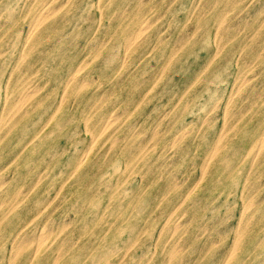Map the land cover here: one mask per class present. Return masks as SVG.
Wrapping results in <instances>:
<instances>
[{"label": "rangeland", "instance_id": "obj_1", "mask_svg": "<svg viewBox=\"0 0 264 264\" xmlns=\"http://www.w3.org/2000/svg\"><path fill=\"white\" fill-rule=\"evenodd\" d=\"M29 1L0 0V118L33 93L0 127V264H264V0H58L34 49Z\"/></svg>", "mask_w": 264, "mask_h": 264}, {"label": "bare ground", "instance_id": "obj_2", "mask_svg": "<svg viewBox=\"0 0 264 264\" xmlns=\"http://www.w3.org/2000/svg\"><path fill=\"white\" fill-rule=\"evenodd\" d=\"M29 1V0H28ZM34 1V0H33ZM58 0H43L42 2H40L36 7H35V10H34V13H33V15H32V17L28 20V23H27V27H28V29H27V34L25 35V38H24V46L25 47H28L29 49L30 48H32V49H34L37 45H41L42 44V41L46 38V37H48V35H49V33L51 32H53L54 31V29L57 27H55L53 24L56 22V9L58 8V6H61L60 4H58V6L56 7V2H57ZM67 1V0H66ZM216 1V0H215ZM226 1V0H225ZM224 1V2H225ZM30 2V1H29ZM141 2V1H140ZM147 2V1H146ZM145 2V3H146ZM199 2V1H198ZM218 2V1H217ZM216 2V3H217ZM63 4H64V2H62ZM138 3V2H137ZM56 4V5H55ZM97 4V3H96ZM99 4V3H98ZM222 5V4H221ZM141 6V5H140ZM144 7V6H143ZM147 7V6H146ZM149 7V6H148ZM228 7V6H227ZM226 7V8H227ZM62 8V7H61ZM97 8H98V5H97ZM211 8V7H210ZM29 9H30V7H29ZM33 9H34V7H33ZM101 9V8H100ZM149 9H150V7H149ZM123 11H125V10H123ZM128 11V10H127ZM223 11H224V9H223ZM28 12V11H27ZM33 12V11H32ZM228 12V11H227ZM118 13V12H117ZM121 13H122V11H121ZM120 13V14H121ZM203 13V12H202ZM32 14V13H31ZM115 14V13H114ZM128 14V13H127ZM163 14V13H162ZM226 14V13H225ZM224 14V15H225ZM202 15V14H201ZM204 15H205V13H204ZM125 16V15H124ZM187 16V15H186ZM2 17V16H1ZM153 17H155V16H153ZM152 17V18H153ZM157 17V16H156ZM159 18V17H158ZM24 21V20H23ZM152 21V20H151ZM156 21V20H155ZM154 21V22H155ZM169 21V20H168ZM98 22H99V19H98ZM108 22V21H107ZM153 22V23H154ZM59 23V22H58ZM150 23V22H149ZM171 23V22H170ZM169 23V24H170ZM4 24V23H3ZM2 24V25H3ZM168 24V23H167ZM246 24V23H245ZM149 25H151V24H148V17H147V19H141L139 22H137V27L135 26V29H133V32H132V35H131V37H129V38H127L126 39V48L127 49H129V48H131L133 45H135L137 42H138V40L140 39V37L144 34V32L147 30V28L149 27ZM220 25V24H219ZM243 26V25H242ZM247 26H249V25H247ZM167 27V26H166ZM96 29V28H95ZM238 29V28H237ZM95 31V30H94ZM55 33V32H54ZM194 33V32H193ZM203 34V33H202ZM93 35V34H92ZM188 35V34H187ZM186 35V36H187ZM192 35V34H191ZM191 35H189L190 37H191ZM160 36V35H159ZM165 37V36H164ZM188 37V36H187ZM252 37V36H251ZM189 38V37H188ZM220 38V37H219ZM109 39V38H108ZM222 39V38H221ZM248 39V38H247ZM89 40V39H88ZM87 40V41H88ZM189 40V39H188ZM184 46V45H183ZM34 47V48H33ZM181 47V46H180ZM25 49V48H24ZM124 49H125V47H124ZM22 50H23V48H22ZM262 50V49H261ZM7 51V50H6ZM125 51V50H124ZM217 50H215V52H216ZM4 52V51H3ZM22 54H23V52H21ZM97 53V52H96ZM174 53V52H173ZM239 54V53H238ZM259 55H260V53H259ZM238 56V55H237ZM84 59V58H83ZM125 59V58H124ZM169 59V58H168ZM171 59V58H170ZM20 60V59H19ZM255 60V59H254ZM90 61H91V59H90ZM90 61H88V63L90 62ZM138 63V62H137ZM247 63V62H246ZM121 64V63H120ZM168 64V63H167ZM85 65V64H84ZM12 67V66H11ZM16 67V66H15ZM78 69V68H80L79 66L78 67H75V69ZM163 68V67H162ZM76 69V70H77ZM83 69V68H82ZM119 69V68H118ZM81 70V69H80ZM79 70V71H80ZM132 70V69H131ZM75 71V70H74ZM12 73V72H11ZM156 73H157V71H156ZM162 73V72H161ZM249 73V72H248ZM256 76V75H255ZM10 77V76H9ZM197 77V76H196ZM93 78V77H92ZM69 82L67 83V81H66V83L67 84H69V83H76V82H78L77 80H79L78 79V72H73V74L69 77ZM87 79V78H86ZM248 79V78H247ZM246 78H245V80H247ZM251 79V78H250ZM249 79V80H250ZM85 80V79H84ZM89 80H91V79H89ZM88 80V81H89ZM82 81V80H81ZM95 81V80H94ZM142 81V80H141ZM156 81V80H155ZM154 81V82H155ZM195 81V80H194ZM241 81V80H240ZM260 81V80H259ZM9 82V81H8ZM46 82V81H45ZM84 82H86V81H84ZM90 82V81H89ZM242 82V81H241ZM244 82V81H243ZM7 83V82H6ZM5 83V84H6ZM65 84V83H64ZM67 84L65 85V86H67ZM80 84V83H79ZM78 84V85H79ZM153 84V83H152ZM44 85V84H43ZM84 85V84H83ZM101 85V84H100ZM240 85V84H239ZM29 88V90L28 89H25V90H22L21 92V95L19 96V98L17 99V100H15L14 102H12L11 103V106H10V109H9V113H5V117H4V114H3V116L0 118V120H1V122H0V127H3V128H6L8 125V120L10 119L9 118V116L10 117H13V116H15L18 112H20L21 110H23V108L24 107H26L28 104H29V102L31 101V98L33 97V93H30L31 91H30V88H31V86H29V85H27ZM26 86V87H27ZM33 86V85H32ZM242 86V85H241ZM262 86V85H261ZM26 87H24V88H26ZM43 87V86H42ZM34 88H36V87H34ZM66 88V87H65ZM237 88V87H236ZM239 88V87H238ZM38 89H39V87H38ZM41 90V89H40ZM105 89H103V91H104ZM236 90H238V89H236ZM35 91H37V90H35ZM34 91V92H35ZM39 91V90H38ZM4 92H5V90H4ZM64 92V91H63ZM146 92H148V91H146ZM145 94H147V93H145ZM4 95H6L5 93H4ZM100 95V94H99ZM106 95V94H105ZM264 95V94H263ZM48 96V95H47ZM106 97V96H105ZM75 98V97H74ZM100 98H101V96H100ZM4 99H6V98H4ZM231 99V98H230ZM226 101H228V100H226ZM255 101V100H254ZM73 103V102H72ZM188 103V102H187ZM4 104H5V102H4ZM261 104V103H260ZM263 104V103H262ZM59 105H61V104H59ZM187 105V104H186ZM60 107V106H59ZM4 108V107H3ZM216 108V107H215ZM234 108V107H233ZM260 108V107H259ZM56 110H57V108H56ZM124 110V109H123ZM126 110V109H125ZM225 111H227V110H225ZM54 112H55V110H54ZM132 112V111H131ZM111 113V112H110ZM118 113H120V112H118ZM223 115V114H222ZM24 116H25V114H23L19 119H20V121H21V119H23L24 118ZM108 116V115H107ZM115 116V115H114ZM105 117V116H104ZM117 117V116H116ZM119 117V116H118ZM224 117V116H223ZM211 118V117H210ZM49 119H50V116H49ZM111 119V118H110ZM206 119V118H205ZM209 119V118H208ZM207 119V120H208ZM114 120V119H113ZM116 120V119H115ZM125 120V119H124ZM203 121V120H202ZM206 121V120H205ZM17 122H19V120L17 121ZM86 122V121H85ZM84 122V123H85ZM104 123V122H103ZM111 124V120H108L107 122H106V126H108V125H110ZM46 126V125H45ZM85 126V125H84ZM102 127V126H101ZM85 128V127H84ZM200 128V127H199ZM9 129V128H8ZM101 129V128H100ZM107 129V128H106ZM152 129V128H151ZM155 129V128H154ZM153 129V130H154ZM102 130V129H101ZM104 131V130H103ZM102 131V132H103ZM186 131V130H185ZM198 131V130H197ZM223 131V130H222ZM100 132V131H99ZM7 133H8V131H7ZM158 133V132H157ZM156 133V134H157ZM112 134V133H111ZM133 134V133H132ZM152 134H154V132L152 133ZM98 135V134H97ZM150 135V134H149ZM222 135V134H221ZM92 136V135H91ZM152 136V135H151ZM98 137V136H97ZM123 137V136H122ZM220 137V136H219ZM222 138V137H221ZM96 139V138H95ZM115 139V138H114ZM150 139V138H149ZM220 140V139H219ZM261 140V139H260ZM114 141V140H113ZM115 141H116V139H115ZM256 141V140H255ZM112 142V141H111ZM149 142V141H148ZM147 142V143H148ZM146 143V144H147ZM109 145H111L110 143H109ZM113 146V145H112ZM89 148H90V146H89ZM169 149V148H168ZM217 149V148H216ZM258 149V148H257ZM253 150V149H252ZM88 151V150H87ZM211 151H213V150H211ZM257 152V151H256ZM255 152V153H256ZM83 153V152H82ZM85 153H87V152H85ZM211 153V152H210ZM256 155V154H255ZM83 158V157H82ZM210 158V157H209ZM213 158V157H212ZM215 158V157H214ZM244 158V157H243ZM208 160V159H207ZM253 161V160H252ZM81 162V161H80ZM242 162V161H241ZM240 162V163H241ZM10 164V163H9ZM80 164V163H79ZM206 167V166H205ZM5 169V168H4ZM234 169V168H233ZM76 170V169H75ZM203 171V170H202ZM202 173V172H201ZM203 178V177H202ZM2 179V178H1ZM0 179V180H1ZM41 179V178H40ZM187 179V178H186ZM200 179V178H199ZM7 181V180H6ZM184 181V180H183ZM0 183H2V182H0ZM36 183V182H35ZM64 183V182H63ZM177 183V182H176ZM178 185V184H177ZM194 185V184H193ZM196 185V184H195ZM20 190V189H19ZM5 191H7V190H5ZM21 191V190H20ZM25 192V191H24ZM7 193V192H6ZM21 193H23V192H21ZM18 194V193H17ZM13 195V194H12ZM56 195V194H55ZM16 200V199H15ZM40 201V200H39ZM4 203V202H3ZM180 203H182V202H180ZM258 203V202H257ZM1 204V203H0ZM256 204V203H255ZM16 205V204H15ZM178 208V207H177ZM39 213H40V211H39ZM173 213V212H172ZM46 215H48V214H46ZM3 218H6V216H5V214H4V216H3ZM32 219V218H31ZM69 220V219H68ZM247 221V220H246ZM28 222V221H27ZM31 222V221H30ZM60 222V221H59ZM58 222V223H59ZM184 222V221H183ZM244 222V221H243ZM68 223V222H67ZM49 224V223H48ZM47 224V225H48ZM246 224V223H245ZM50 225V224H49ZM177 225V224H176ZM181 225V224H180ZM59 226V225H58ZM61 226V225H60ZM173 226V225H172ZM53 227V226H52ZM48 228H50V227H48ZM162 228V227H161ZM238 228V227H237ZM44 229H46V228H44ZM56 230V229H55ZM207 230V229H206ZM20 231V230H19ZM53 231V230H52ZM244 231V230H243ZM49 232V231H48ZM42 233V232H41ZM58 234V233H57ZM24 235V234H23ZM66 235V234H65ZM17 236V235H16ZM43 236H45V235H43ZM42 237V236H41ZM170 237V236H169ZM168 237V238H169ZM27 238V237H26ZM32 239H34L33 237H31ZM31 238H30V241H31ZM41 239H43V238H41ZM53 240V239H52ZM81 240V239H80ZM27 241V240H26ZM133 241V240H132ZM29 242V241H28ZM31 242H33V241H31ZM26 243V242H25ZM83 243V242H82ZM137 243V242H136ZM213 243V242H212ZM86 246V245H85ZM84 246V247H85ZM19 248H20V246H19ZM120 248V247H119ZM176 248V247H175ZM39 249V248H38ZM92 250V249H91ZM143 254V253H142ZM34 255V254H33ZM228 255V254H227ZM57 256V255H56ZM152 256V255H151ZM225 262V261H224ZM224 264V263H223Z\"/></svg>", "mask_w": 264, "mask_h": 264}]
</instances>
